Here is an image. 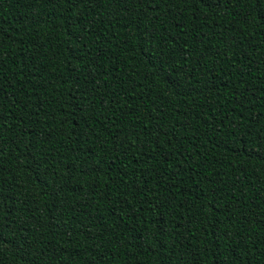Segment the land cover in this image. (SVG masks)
<instances>
[{"label": "trees", "instance_id": "16d2710c", "mask_svg": "<svg viewBox=\"0 0 264 264\" xmlns=\"http://www.w3.org/2000/svg\"><path fill=\"white\" fill-rule=\"evenodd\" d=\"M0 264H264V0H0Z\"/></svg>", "mask_w": 264, "mask_h": 264}]
</instances>
